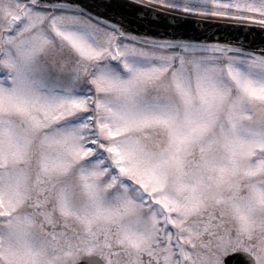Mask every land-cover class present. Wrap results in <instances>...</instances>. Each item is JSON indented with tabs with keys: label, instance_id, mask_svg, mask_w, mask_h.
Returning a JSON list of instances; mask_svg holds the SVG:
<instances>
[{
	"label": "snow or ice",
	"instance_id": "obj_1",
	"mask_svg": "<svg viewBox=\"0 0 264 264\" xmlns=\"http://www.w3.org/2000/svg\"><path fill=\"white\" fill-rule=\"evenodd\" d=\"M0 264H264V0H0Z\"/></svg>",
	"mask_w": 264,
	"mask_h": 264
},
{
	"label": "water",
	"instance_id": "obj_2",
	"mask_svg": "<svg viewBox=\"0 0 264 264\" xmlns=\"http://www.w3.org/2000/svg\"><path fill=\"white\" fill-rule=\"evenodd\" d=\"M107 2H110L112 4H121L124 3L125 0H107ZM129 24L133 29L140 28L142 26V22H138L135 16H130ZM210 35L211 33H206ZM256 36V42L259 41V33L254 34Z\"/></svg>",
	"mask_w": 264,
	"mask_h": 264
}]
</instances>
